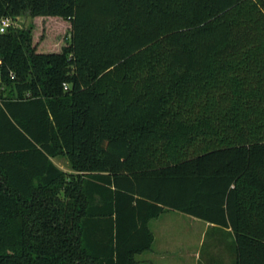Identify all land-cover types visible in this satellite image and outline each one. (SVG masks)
I'll return each mask as SVG.
<instances>
[{
	"label": "trees",
	"instance_id": "obj_1",
	"mask_svg": "<svg viewBox=\"0 0 264 264\" xmlns=\"http://www.w3.org/2000/svg\"><path fill=\"white\" fill-rule=\"evenodd\" d=\"M6 17L32 23L0 35V264H138L171 211L264 264V0H0ZM36 19L70 24L61 51Z\"/></svg>",
	"mask_w": 264,
	"mask_h": 264
},
{
	"label": "rangeland",
	"instance_id": "obj_2",
	"mask_svg": "<svg viewBox=\"0 0 264 264\" xmlns=\"http://www.w3.org/2000/svg\"><path fill=\"white\" fill-rule=\"evenodd\" d=\"M31 23V18L21 17L15 27L21 29ZM35 24L37 38L34 39L40 40V45L44 44L49 52L61 51L66 43L70 24L51 19H36ZM44 50L46 49H40V51ZM63 163L67 166L65 161ZM74 175L77 176L78 173L74 172ZM151 228L158 242L162 238L170 242L169 249L165 248V251L168 249L169 252L165 253L164 260H156L154 264H234L232 236L223 231L207 228V223L204 221L171 211L153 221ZM196 257H200V261Z\"/></svg>",
	"mask_w": 264,
	"mask_h": 264
},
{
	"label": "crops",
	"instance_id": "obj_3",
	"mask_svg": "<svg viewBox=\"0 0 264 264\" xmlns=\"http://www.w3.org/2000/svg\"><path fill=\"white\" fill-rule=\"evenodd\" d=\"M51 161L63 173L74 175V171L70 167V163L65 158H62V157L52 158ZM64 161L66 162L67 166L63 163ZM165 214L166 213H164L163 215H165ZM158 219H160V217ZM158 219H155V220H158ZM155 220H152L149 224V229H150V231L154 237L152 248H151V250L136 256L135 259L138 262V264H154V261H156V260L162 261L165 258V255H166L165 253L169 252V250H168L169 249L168 247L170 245L169 240L162 238L161 241L158 242L157 236L154 233V230H152V228H151V223ZM207 228L211 229V226L209 224H207ZM214 230L216 231L217 229H214ZM157 245L159 247H156ZM166 247L168 249L165 251ZM162 249H164V250H162ZM139 257H141L142 259H139ZM196 259L197 260L199 259V261H200V257H196Z\"/></svg>",
	"mask_w": 264,
	"mask_h": 264
},
{
	"label": "built area",
	"instance_id": "obj_4",
	"mask_svg": "<svg viewBox=\"0 0 264 264\" xmlns=\"http://www.w3.org/2000/svg\"><path fill=\"white\" fill-rule=\"evenodd\" d=\"M18 23V20L15 21L13 20L12 18L10 17H6V18H3L0 20V35H3L5 33H7V31L10 29V28H17L15 27ZM1 66H2V60H0V90L2 89L1 88V84H2V80H1ZM12 78L14 79L15 76L12 74ZM65 90H68V86L65 85L64 86ZM1 103L2 101L0 100V106H1Z\"/></svg>",
	"mask_w": 264,
	"mask_h": 264
}]
</instances>
